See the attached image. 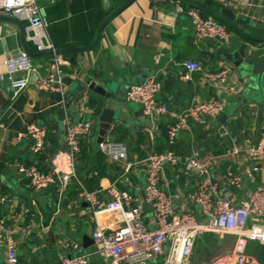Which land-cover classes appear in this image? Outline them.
<instances>
[{
    "label": "crops",
    "instance_id": "0c3cea01",
    "mask_svg": "<svg viewBox=\"0 0 264 264\" xmlns=\"http://www.w3.org/2000/svg\"><path fill=\"white\" fill-rule=\"evenodd\" d=\"M232 9L258 33L264 25V0H213ZM44 7L49 21L51 40L67 41L81 28L94 27L91 43L104 18L123 0H37ZM99 5L102 20H89L90 11ZM191 5L181 0H133L104 28L98 47L74 53V61L66 58L63 66L66 83V102L55 91L41 90L35 81L18 96H13L11 79L7 74L6 58L23 51L20 26L0 21V219L13 231L18 250L17 264H60L63 256L89 254L91 264H107L92 237L95 221L92 208L80 198L82 188L98 191L108 201V187L116 184L134 196V204L145 212V221L153 219L152 206L144 209L145 172L142 161L152 151L172 150L176 154L197 153L199 159L218 157L216 177L235 202L258 186H264V160L258 172L251 170L250 161L242 154L231 152L232 143L242 146L257 142L264 125V91L249 88V77L237 64L241 59L264 61V46L248 41L235 33L231 43L218 46L208 40H196L194 26L187 10ZM25 22V26H26ZM27 40V37H26ZM36 50L35 44L27 40ZM57 46V45H56ZM75 46H85V43ZM58 47V46H57ZM231 56V58H229ZM50 55L35 58L40 73L50 68ZM65 58V57H64ZM187 60L200 62L205 71L218 72L227 68L226 80L209 81L202 71L185 78ZM153 76L162 84L159 101L170 109L181 110L195 97H220L224 112L217 119L202 124L189 119V128L182 129L175 143L168 139L167 115L149 119L141 106L126 101L125 91L130 84ZM110 105L117 113L115 122L107 129L105 138L128 145L131 170L125 171L100 151V113ZM93 119L90 134L82 138L80 154L74 164L75 175L66 189L59 182L44 189L30 185L19 166L37 165L49 170L51 157L66 150L65 122ZM45 128L47 138L42 152L31 151L32 139L19 137L32 123ZM161 185L172 196L178 210L198 213L194 203L198 176L184 164L164 167ZM243 176V187L228 185L230 174ZM121 216L114 212L105 215L113 227H119ZM154 226V225H152ZM187 264H211L223 254L233 252L236 237L230 234L207 232L196 242ZM250 257L264 264V244L250 242ZM5 248H0V264H6ZM151 264H161L160 259ZM220 264V263H219Z\"/></svg>",
    "mask_w": 264,
    "mask_h": 264
},
{
    "label": "built area",
    "instance_id": "2783aa9c",
    "mask_svg": "<svg viewBox=\"0 0 264 264\" xmlns=\"http://www.w3.org/2000/svg\"><path fill=\"white\" fill-rule=\"evenodd\" d=\"M52 2L54 0H45ZM194 26L196 40H208L218 46H227L233 40L235 33L226 24L214 17H205L200 9L190 7L187 10ZM0 15L15 16L26 22L27 40L32 41L36 51L56 50L57 46L48 34L49 21L46 19L44 7L37 0H0ZM51 63L47 73H40L31 56L24 50L17 55L6 58L7 74L11 79L12 95L18 96L31 82L35 81L44 91H55L66 102V83L63 66L66 58L62 54L50 56ZM185 78L191 79L193 72L202 71L209 81L226 80L227 68L218 72L203 69L200 62L187 60ZM162 84L153 76L146 77L141 83L130 84L125 91V99L141 106L143 115L151 120L167 115L170 122L167 125L168 139L175 143L182 129L189 128V119L197 123H208L217 119L225 108V102L218 97H195L192 103L181 110L170 109L159 101ZM94 122L91 118L73 120L67 117L65 122L66 150L60 151L50 160L49 170H41L37 165L19 166L36 189H44L59 182L66 189L75 175L74 164L81 150V140L87 137ZM19 137L29 136L32 139L31 151L40 153L45 147L47 134L45 128L32 122ZM98 147L110 161L121 164L125 171L131 170L133 163L129 160L128 145L104 138ZM231 152L243 155L251 163V170L258 172L260 163L264 160V125L256 143L242 146L232 143ZM145 172L144 201L152 206L153 219L145 221V212L140 205L134 204V196L130 191L119 188L116 184L108 187L110 199H101L98 191L82 188L80 198L92 208L90 215L95 221L92 233L95 245L107 260V264H151L160 259L161 264H186L193 254L196 242L207 232L219 235L230 234L236 237L233 252L222 255L211 264H256L248 253L250 242L264 244V186L247 192L239 202H235L231 194L220 185L216 173L218 157L211 156L200 160L197 153L178 155L172 150L163 152L152 151L141 162ZM198 176V192L194 203L198 213L189 210H178L173 198L161 181L164 167L183 165ZM243 176L230 174L226 183L236 188H242ZM117 212L121 216L119 227L111 226L108 221H102L105 215ZM6 252V264H17L18 250L13 231L4 225L0 219V248ZM89 254L63 256L60 264H91Z\"/></svg>",
    "mask_w": 264,
    "mask_h": 264
},
{
    "label": "water",
    "instance_id": "95a60500",
    "mask_svg": "<svg viewBox=\"0 0 264 264\" xmlns=\"http://www.w3.org/2000/svg\"><path fill=\"white\" fill-rule=\"evenodd\" d=\"M133 0H123L122 4L115 8L112 12H110L105 18L102 23L97 28L95 40L89 44H86L85 46H75V47H67V48H60L57 47V49L54 50H48V51H36L33 50L27 43L26 40V31H25V22L20 20L19 18L15 16H3L0 15V21H6V22H15L20 26V37L23 44L24 51L31 56L33 59L39 58V57H48V55H54V54H62L66 55L67 53H78V52H84L86 50H91L96 47L101 42V36L103 33V30L105 26L116 16L118 15L129 3H131ZM189 5H191L194 8H198L200 10H203L207 13H209L214 18H219L222 20L225 24L229 25L233 29H237L238 31L242 32L244 35H247L248 37L255 39L259 41L261 46H264V33H258L257 31H252L245 25H243L240 21H238L236 18L233 19L227 15H225L222 11L219 9H215L214 7L206 4L202 0H181ZM260 29H264V25H258L257 26ZM231 58V56H229ZM237 66L241 69L242 73L247 74L249 77V88L253 91H264V61H255V63L252 60L249 59H241V61L237 64ZM69 77L65 78V83H68ZM140 83V82H138ZM100 138L99 141H102L105 138L106 131L111 127V125L115 122L117 116L116 111L110 106L107 105L104 107L100 113ZM144 209L147 207L146 203L143 205Z\"/></svg>",
    "mask_w": 264,
    "mask_h": 264
},
{
    "label": "trees",
    "instance_id": "16d2710c",
    "mask_svg": "<svg viewBox=\"0 0 264 264\" xmlns=\"http://www.w3.org/2000/svg\"><path fill=\"white\" fill-rule=\"evenodd\" d=\"M204 1L206 4L214 7L215 9H219L220 11H222L225 15L233 18V19H237L238 21H240L243 25H245L246 27H248L249 29H251L252 31H256L252 28L251 25H249V23L243 19V18H240L238 16L235 15V13L232 11L231 8L227 7V6H223V4H219L217 1H213V0H202ZM202 15L205 16V17H212L209 13L203 11V10H200ZM104 12L103 10L101 9V7L99 5H95V9L93 11H90V14H89V20L90 21H94V20H102L104 18ZM217 19L218 21L224 23L222 20H220L219 18H215ZM92 21V22H93ZM94 23V22H93ZM225 24V23H224ZM227 25V24H226ZM227 27L232 30L234 33L238 34V35H241L242 37H244L245 39H247L248 41H252L254 42L255 39H252L250 37H248L247 35H244L242 32L238 31L237 29H233L232 27H230L229 25H227ZM94 27L92 29H88V27H85L84 29L81 28L79 31L75 32V34H73L72 36L69 37V40L67 41H60V40H56V41H53L55 43V45H57L58 47L60 48H67V47H71V45H79V44H82V43H86V42H90L93 38V34H94ZM76 54L74 53H67L66 55H63L65 58H70L71 60L74 61V57H75Z\"/></svg>",
    "mask_w": 264,
    "mask_h": 264
},
{
    "label": "rangeland",
    "instance_id": "374dc122",
    "mask_svg": "<svg viewBox=\"0 0 264 264\" xmlns=\"http://www.w3.org/2000/svg\"><path fill=\"white\" fill-rule=\"evenodd\" d=\"M187 264V263H186Z\"/></svg>",
    "mask_w": 264,
    "mask_h": 264
}]
</instances>
